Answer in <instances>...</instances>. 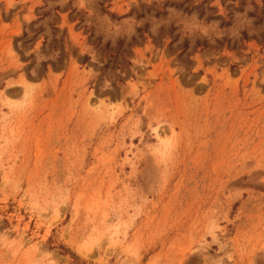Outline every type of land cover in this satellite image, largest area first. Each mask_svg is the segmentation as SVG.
Returning a JSON list of instances; mask_svg holds the SVG:
<instances>
[{
	"label": "rangeland",
	"instance_id": "1",
	"mask_svg": "<svg viewBox=\"0 0 264 264\" xmlns=\"http://www.w3.org/2000/svg\"><path fill=\"white\" fill-rule=\"evenodd\" d=\"M0 264H264V0H0Z\"/></svg>",
	"mask_w": 264,
	"mask_h": 264
}]
</instances>
